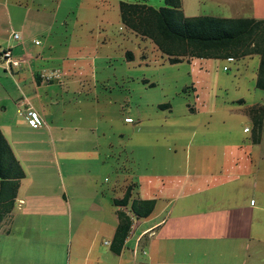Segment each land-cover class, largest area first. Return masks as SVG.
Returning <instances> with one entry per match:
<instances>
[{"label": "crops", "instance_id": "0c3cea01", "mask_svg": "<svg viewBox=\"0 0 264 264\" xmlns=\"http://www.w3.org/2000/svg\"><path fill=\"white\" fill-rule=\"evenodd\" d=\"M215 1L233 6L236 14L246 12L219 17L264 18V0ZM32 10L36 14L29 19ZM49 10L43 0H0V50L8 49L22 59L18 68L9 69L0 61V133L23 172L12 206L0 219V264H264V94L257 92L264 90L254 85L256 100L238 96L202 111L207 117L224 111L237 118L194 119L179 149L175 138L171 142L175 147H164L165 156L161 155L157 167L149 166L142 149L158 147L160 142L139 137L136 170L122 173L126 183L117 186L115 179L105 194L89 173V166L99 173L104 162L97 136L93 140L66 135L68 129H84L80 114L84 100L72 98L80 96L82 77H71L60 69V78L42 80L41 64L47 57L38 52L44 47L36 49L28 43L33 31L43 34L51 29L55 13ZM14 25L23 43L10 37ZM124 55L130 58L129 52ZM254 57L256 75L258 59ZM68 94L71 97L66 98ZM89 103L97 129L98 118H103L95 107L97 96ZM156 106L169 107L160 101ZM251 106L261 107L256 132L248 114ZM25 108L37 114L41 125L25 122L21 115ZM189 110L192 116L194 109ZM105 118L107 123L112 121L108 114ZM145 126L137 119L130 132ZM56 150L64 159L66 182L71 185L60 186L61 193L46 186L43 169L47 154L55 158ZM106 182L103 177L97 184ZM127 188L128 201L152 199L154 204L146 217L132 218L121 247L113 252L115 211L126 210L112 200L120 199Z\"/></svg>", "mask_w": 264, "mask_h": 264}, {"label": "rangeland", "instance_id": "374dc122", "mask_svg": "<svg viewBox=\"0 0 264 264\" xmlns=\"http://www.w3.org/2000/svg\"><path fill=\"white\" fill-rule=\"evenodd\" d=\"M118 1L43 0L44 6L50 9L49 14L55 13L51 29L38 34L33 31V27L27 26L29 31H33L28 36L32 48L38 49L40 45L44 47L38 52L39 56L47 57V61L41 64L43 72L54 73L55 78H60L58 73L62 69L71 77L79 75L83 79L84 86L80 90L78 88L80 96L74 95L72 98L84 100L80 106L83 119L79 121L84 129L82 126L68 129L66 135H84L93 140L97 136L99 153L104 162L100 163L99 173L94 174L93 166H89V173L93 175L96 186H101L99 190L105 194L109 193V187L115 179L117 186L126 183L122 173L136 170L139 156L135 145H138L139 137H145L147 142L157 138V144L160 142L158 147L142 149L149 166L157 167L161 165V155L165 156L164 147H173L171 142L175 138L179 149V142L189 134L188 123H193L194 119L208 118L219 122L221 119L237 118L232 112L221 111L207 117L202 111L230 103L238 96L245 101H254L258 97L252 93L256 62L254 56L190 58L170 64L149 39L141 38L120 24ZM144 4L157 8L163 2L146 0ZM181 5L186 16L246 15L245 10L236 14L233 6L231 10L229 5L224 6L215 0H181ZM34 14L32 10L28 18L31 19ZM12 29L10 34L15 32L18 36L15 41L23 43L24 39L15 25ZM34 40L38 45L33 43ZM125 51L130 53L129 59L124 57ZM91 82L94 85L91 86ZM257 92L264 94L262 90ZM95 95L98 98L95 106L98 108V117L100 114L103 116L98 118L97 129H94L95 114L89 103L94 101ZM69 97L70 94L66 98ZM158 101L167 103L169 107L160 109L156 106ZM189 108L194 109L192 116L189 115L192 112ZM107 114L112 120L109 123L105 121ZM137 119L146 122V126L139 129L140 132L131 133V127ZM110 124L112 128L108 126ZM119 133H123V136L119 137ZM54 145L57 149L58 143ZM55 154V158L47 154L43 169L47 175L46 186L55 187L61 193L60 186L71 185L66 182L64 159L58 150ZM180 158L182 160V152H179ZM83 169L86 170L87 166ZM103 177L107 178L106 184H97Z\"/></svg>", "mask_w": 264, "mask_h": 264}, {"label": "trees", "instance_id": "16d2710c", "mask_svg": "<svg viewBox=\"0 0 264 264\" xmlns=\"http://www.w3.org/2000/svg\"><path fill=\"white\" fill-rule=\"evenodd\" d=\"M146 0H119L121 25L134 34L149 39L170 64L190 58L258 59L255 87L264 90V18L219 17L211 15L185 16L180 0H162L157 8L144 4ZM129 55V54H128ZM248 114L256 132L261 125V107L251 106ZM23 172L7 142L0 133V219L7 213ZM127 188L120 199L112 200L116 207V226L111 250L117 252L126 237L132 218L146 217L154 200L131 199Z\"/></svg>", "mask_w": 264, "mask_h": 264}, {"label": "built area", "instance_id": "2783aa9c", "mask_svg": "<svg viewBox=\"0 0 264 264\" xmlns=\"http://www.w3.org/2000/svg\"><path fill=\"white\" fill-rule=\"evenodd\" d=\"M12 39H17L18 36L15 32H12L11 34ZM34 44H37V41H33ZM0 61H2L5 64L6 69L9 68H18L22 62V59L13 56L8 49L0 50ZM42 80L49 81L52 79H55L54 73H43L41 74ZM25 120V122L32 127H36L41 125V121L37 114L30 108H25L23 114H21Z\"/></svg>", "mask_w": 264, "mask_h": 264}]
</instances>
